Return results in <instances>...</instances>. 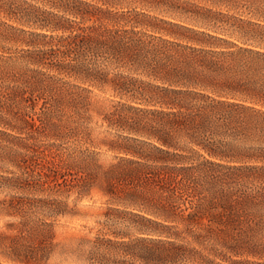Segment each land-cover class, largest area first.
Returning a JSON list of instances; mask_svg holds the SVG:
<instances>
[{
	"label": "trees",
	"instance_id": "obj_1",
	"mask_svg": "<svg viewBox=\"0 0 264 264\" xmlns=\"http://www.w3.org/2000/svg\"><path fill=\"white\" fill-rule=\"evenodd\" d=\"M93 191L78 264H264V0H0V255Z\"/></svg>",
	"mask_w": 264,
	"mask_h": 264
},
{
	"label": "rangeland",
	"instance_id": "obj_2",
	"mask_svg": "<svg viewBox=\"0 0 264 264\" xmlns=\"http://www.w3.org/2000/svg\"><path fill=\"white\" fill-rule=\"evenodd\" d=\"M106 106V105H105ZM93 129L92 137L93 139H100L104 136L107 131L111 135L115 134L114 130H109L106 124H103L98 118L96 113H92V124L90 125ZM87 145L82 146L86 148ZM96 152H100V158L102 160H109L111 153L106 152L104 149H95ZM104 155V156H103ZM109 156V157H108ZM75 196L71 195L68 198L69 207L73 206L75 203V209L79 213L78 216L69 218H52L46 216H40L41 224L45 225V239L46 248L43 255H36L39 259H42L40 264H78L74 261L72 255H68L66 252L70 249V240L72 237L86 236L88 238L94 237L98 234L107 235L110 234L108 228L104 226L105 219L102 216L104 211L105 199L97 192L93 191L88 198H84L81 201H74ZM15 222V219L4 218L0 220V232H7L6 225ZM112 229H122L128 233H133V228L125 222L124 224H118L113 226L109 224ZM8 233V232H7ZM63 244V248L55 247L56 244ZM60 249H64L61 252ZM6 255H0V264H14L5 258ZM8 256V255H7ZM264 262V255L261 258Z\"/></svg>",
	"mask_w": 264,
	"mask_h": 264
}]
</instances>
